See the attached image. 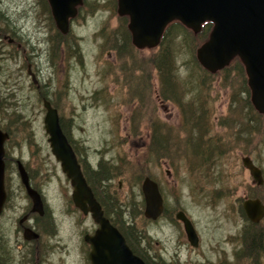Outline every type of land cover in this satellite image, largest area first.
I'll return each mask as SVG.
<instances>
[{"label": "rangeland", "instance_id": "374dc122", "mask_svg": "<svg viewBox=\"0 0 264 264\" xmlns=\"http://www.w3.org/2000/svg\"><path fill=\"white\" fill-rule=\"evenodd\" d=\"M127 23L128 17L117 15L116 0H81L63 36L46 0H0V129L10 136L7 153L22 161L32 185L62 219L60 231H74L61 210L72 189L50 150L45 98L82 166V160L91 169L112 166L114 176L95 188L100 197L126 205L125 220L133 216L130 206L140 207L146 176L160 181L167 207L192 219L201 248L190 253V262L183 253L181 263L264 264L262 248L244 245L243 231L253 225L239 209L246 198L264 202V185H253L241 165L248 156L264 175V117L256 121L250 112L238 65L208 74L196 59L202 44L174 30L167 41L171 73L161 86L158 47L133 46ZM170 82L178 98H164ZM154 126L164 149L156 152V143L151 153ZM206 132L222 151L210 165L193 153V143H204ZM13 175L11 186L24 197L16 168ZM253 227L264 245V218Z\"/></svg>", "mask_w": 264, "mask_h": 264}, {"label": "water", "instance_id": "95a60500", "mask_svg": "<svg viewBox=\"0 0 264 264\" xmlns=\"http://www.w3.org/2000/svg\"><path fill=\"white\" fill-rule=\"evenodd\" d=\"M57 30L65 35L69 20L76 16V6L81 0H47ZM117 13L128 17V30L132 44L138 49L158 46L165 27L178 20L194 33L205 22L213 24L208 40L196 51L198 63L213 74L225 68L238 57L247 75L250 100L259 114H264V0H117ZM28 74L32 77L28 71ZM33 82H35L33 80ZM45 110L43 125L48 134V143L61 171L70 181L71 199L74 206L92 218L100 226L95 236H86V242L93 247L89 257L92 264H144L127 248L120 234L103 217L100 205L81 172L76 155L59 124L57 110L43 99ZM9 138L0 130V211L4 201L3 155L4 143ZM242 166L248 171L252 183H264L262 171L246 156L241 158ZM17 169L21 183L32 201L33 212H42L40 196L29 183L27 172L20 162ZM144 200V216L155 220L162 212L163 199L158 186L149 177L141 183ZM242 208L246 218L258 224L264 217V203L260 199H244ZM184 232L191 246L197 247L198 238L188 218L178 213ZM37 238V234L33 235ZM95 256V257H94ZM97 256L104 259L99 262Z\"/></svg>", "mask_w": 264, "mask_h": 264}, {"label": "flooded vegetation", "instance_id": "af4514ba", "mask_svg": "<svg viewBox=\"0 0 264 264\" xmlns=\"http://www.w3.org/2000/svg\"><path fill=\"white\" fill-rule=\"evenodd\" d=\"M129 34L132 43L130 31ZM7 39L10 45L15 43L14 37H9ZM7 141L8 139L6 142ZM5 143L3 155L5 198L0 211V264H92L89 255L93 252V247L90 243L86 242L85 237L95 236L96 232L100 229V226L92 218V213L87 212V214H84L80 209L74 206L71 194L69 196L66 195L65 207L61 210L63 216L72 219V222L70 223L67 221V224L70 226L71 230L73 227L74 231L67 235L63 234L62 231H60L63 222L62 219L56 215L54 208L42 192L32 185L31 177L22 161L7 153ZM77 159L80 164V158L77 157ZM18 162L22 164L24 170L27 172L30 186L36 190L40 196L42 203L41 214L32 211V201L27 195L25 187L20 180L17 169ZM80 167L85 177L81 164ZM15 168L24 197H19V193L13 190L11 186V181L15 179V175H13L15 173ZM167 175H169V173H167ZM151 180L157 184L163 199L162 212L155 220L148 219L144 216V206L143 209H139L138 213H135L137 214L138 222L135 223L133 221L134 214H131L133 216L125 220L120 210L108 209L107 206H104V196H97L93 191L92 193L101 207L103 217L107 219L109 224L120 234L131 253L144 264H183L180 262L183 253L187 254L186 261L190 262V253L201 248L200 233L185 211L176 207H167L166 196L160 187L162 184L160 181ZM118 185L120 186V183ZM21 198L26 201L24 206L18 203V200ZM113 210L115 211L113 212ZM181 212L190 220L196 232L198 238L197 247L191 246L184 232L182 222L176 217L177 214ZM87 222H89V226L86 225ZM258 224L252 223L253 226ZM148 227L151 229L152 235H149V231L145 229ZM174 229L177 230L176 236H174ZM251 229L257 233L254 227L247 229L245 234L243 231V237L246 240L244 245L247 247H253V244H251L252 240L247 238L248 231ZM34 234H37V238L33 237ZM255 244L258 246L254 247L264 250V245ZM97 259L100 262L104 258L97 256ZM211 264L222 263L214 261Z\"/></svg>", "mask_w": 264, "mask_h": 264}, {"label": "trees", "instance_id": "16d2710c", "mask_svg": "<svg viewBox=\"0 0 264 264\" xmlns=\"http://www.w3.org/2000/svg\"><path fill=\"white\" fill-rule=\"evenodd\" d=\"M80 6H81V4L79 6H77V8L78 7L80 8ZM116 7H117V0H116ZM124 17H126V16H124ZM55 28H56V26H55ZM211 28H212V24L209 23V22H205V23H203L201 25L200 31L197 32V33H194L190 28L184 26L178 20H174V21H172L171 23L168 24V26L165 28V30H164V32L162 34V37L160 39L159 44L157 46L158 47V55H159V57H158L157 61L155 62L156 68H157V70L159 72V75H160L161 86H163L166 82H168V78H169V75L171 73V72L168 71L170 65L172 64V59L170 58L172 50L167 45V41H168V38H169L168 33H170L171 34L170 37H172V35H173L172 33H173L174 30H175V32L184 31L185 33H188V36L191 35L192 39L194 37H196L195 40L197 41V44L201 45L205 41H207V39L209 37V34H210V31H211ZM127 31L129 33L128 29H127ZM169 40H170V38H169ZM191 41L194 42V40H191ZM183 44H184V46L189 47L188 46V41L185 38L183 39ZM232 64H234V65L237 64L238 65V68L236 69V66H234V69L240 71L241 79H243L242 83L244 84V86H245L244 88L246 90V93L248 94V99H247L248 107L250 109V112H253L255 114V119H256V121H258V120L261 119V117H264V114H259L254 109V106L251 103V100H250V89H249V87L247 85V75H246V72H245V69H244V66H243L241 60L238 57H234V59L229 63V65H227L225 68H223V70L225 72H228V70L230 68H232ZM204 71H206V70H204ZM206 72H203V73H206ZM207 73L211 75V73H209V72H207ZM215 74H217V72ZM215 74H213V75H215ZM173 85L170 82L169 86L164 88V93H163L164 98L169 99V98H178L179 97L178 93H176L174 91ZM60 127H61V129L63 131V128H62L61 124H60ZM154 127H155V129H153L154 138L152 136L150 137L151 141H150L149 151L151 153L155 152V150L153 148V145L156 146V143H157L156 152H161L164 149L163 146H162L163 139H162L161 136H158L159 135L158 134V130L156 129L157 126H154ZM250 128H253V126L250 127ZM255 132L257 133V129H255ZM63 134L66 136L64 131H63ZM206 134H207V132H206ZM8 136H9V134H8ZM66 138H67L68 142L71 144L69 138L67 136H66ZM156 138H157V141L155 142ZM193 153L195 155H198L204 161H209V165H210V163L212 162V159H213V155L214 156L215 155L218 156V155H220L222 153V151L217 149V144L207 134V138L205 139L204 143L200 142V141H198L196 143H193ZM82 163H83L82 168L84 170L85 179H86L89 187L92 189V191L94 193H96V195L98 196L95 187L96 186L98 187L99 185H101L102 182H109L111 177L114 176V173L112 175L113 168H112V166L109 167V166H107L105 164H100L99 168L96 170L95 168L91 169L86 160L85 161L82 160ZM80 164H81V158H80ZM101 197H103V196H101ZM104 197H105L104 198L105 199V201H104L105 205L104 206H107L108 209H118V210H120L122 212V216L124 217V211L122 209H126V205L125 204H121L122 206L121 205H117L114 202V200H115L114 196H110V195L107 196V194H106V195H104ZM139 206L140 207L144 206L143 205V200H141V202L139 203ZM130 207H131V209H130L129 214L138 213V211L140 209V207H136L135 204L133 205V207L132 206H130ZM239 207H240L239 209H240V213H241L242 217L245 220H247V218L245 217V214H244V212H243V210L241 208V205ZM114 211L115 210H113V212ZM248 223H249V221H248ZM251 227H253V226H251ZM247 235H248L247 238L252 240L251 244H253V247L254 246H258L255 243H258L259 240H261L260 235L255 233L252 229L248 231ZM258 249H260V248H258Z\"/></svg>", "mask_w": 264, "mask_h": 264}]
</instances>
